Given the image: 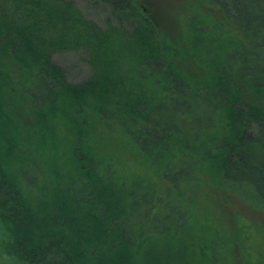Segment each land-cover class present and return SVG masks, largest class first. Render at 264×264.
<instances>
[{"label":"trees","instance_id":"16d2710c","mask_svg":"<svg viewBox=\"0 0 264 264\" xmlns=\"http://www.w3.org/2000/svg\"><path fill=\"white\" fill-rule=\"evenodd\" d=\"M98 1L120 24L69 0H0V251L264 264L263 225L226 213L239 199L264 215V0H187L174 39L134 0ZM68 51L89 63L84 80L54 60Z\"/></svg>","mask_w":264,"mask_h":264},{"label":"rangeland","instance_id":"374dc122","mask_svg":"<svg viewBox=\"0 0 264 264\" xmlns=\"http://www.w3.org/2000/svg\"><path fill=\"white\" fill-rule=\"evenodd\" d=\"M69 1H72L88 20L96 23L100 28L105 29L109 23L120 24V20L113 14L114 7L111 3L108 4L98 0ZM184 2H187V0H134L130 10L133 13L141 10L143 13L142 17L148 18L153 27L159 28L163 34L174 39L178 33L181 19L182 21L185 20L184 13L186 11ZM122 46L123 43L121 42L120 47ZM119 51L121 52V50ZM121 54L127 56L128 52L124 50ZM53 58L67 70L69 78L72 81L84 80L91 73V67L82 58L81 51L57 52L53 55ZM177 67L184 75L197 81L208 77L200 67L190 61L178 60ZM226 211L230 216H232V212H238L250 220L259 221L264 227V215L259 211H255L249 204L239 199H233L231 207ZM253 232V235H255V230ZM259 237L261 242H263V237L259 233L254 238L258 240ZM0 264H14V262L0 251Z\"/></svg>","mask_w":264,"mask_h":264}]
</instances>
